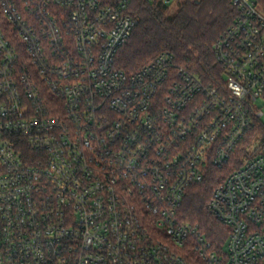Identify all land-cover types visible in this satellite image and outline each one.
<instances>
[{
	"label": "built area",
	"instance_id": "built-area-1",
	"mask_svg": "<svg viewBox=\"0 0 264 264\" xmlns=\"http://www.w3.org/2000/svg\"><path fill=\"white\" fill-rule=\"evenodd\" d=\"M230 1L215 87L165 52L116 66L130 0H0V264H264V146L235 168L262 116L264 9ZM211 168L224 253L178 219Z\"/></svg>",
	"mask_w": 264,
	"mask_h": 264
},
{
	"label": "trees",
	"instance_id": "trees-1",
	"mask_svg": "<svg viewBox=\"0 0 264 264\" xmlns=\"http://www.w3.org/2000/svg\"><path fill=\"white\" fill-rule=\"evenodd\" d=\"M115 4L118 0H101ZM264 9V0H261ZM167 5L130 0L127 14L137 20V26L117 57L116 66L133 73L147 65L160 53L173 56V63L200 79L208 86L220 87L222 70L216 62L213 45L238 15L230 0H179L174 16L165 14ZM260 136L264 146V125L257 123L239 146V158L235 168L242 163L247 146ZM241 158V159H240ZM225 172L209 169L201 183L193 184L186 192L178 210L181 222L197 224L201 233L217 252L222 251L227 228L218 223L208 212L207 206L214 189L221 183ZM187 259L201 264L191 253Z\"/></svg>",
	"mask_w": 264,
	"mask_h": 264
},
{
	"label": "rangeland",
	"instance_id": "rangeland-1",
	"mask_svg": "<svg viewBox=\"0 0 264 264\" xmlns=\"http://www.w3.org/2000/svg\"><path fill=\"white\" fill-rule=\"evenodd\" d=\"M179 6V0H174L167 8L165 11L166 16L171 17L174 16V14L176 13L177 9ZM256 107L259 109V111L262 113V116L260 117V121L259 123H262L264 125V98L260 99L257 101V103L255 104ZM259 146L262 147V140L260 138V136L255 137V139L247 146V149L251 152L253 149H255V146ZM256 150H260V148H256ZM212 248V247H211ZM213 251H216V249H213ZM221 252V251H220ZM219 252V253H220ZM222 252L224 253V246L222 248ZM218 253V252H217ZM195 258V257H194Z\"/></svg>",
	"mask_w": 264,
	"mask_h": 264
}]
</instances>
